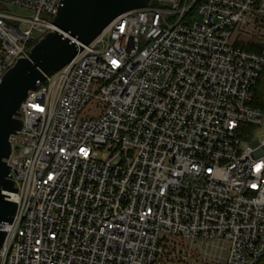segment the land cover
<instances>
[{"label": "built area", "instance_id": "2783aa9c", "mask_svg": "<svg viewBox=\"0 0 264 264\" xmlns=\"http://www.w3.org/2000/svg\"><path fill=\"white\" fill-rule=\"evenodd\" d=\"M61 3L0 0V83ZM250 25L264 0H153L77 42L20 107L0 264H264V48L236 43Z\"/></svg>", "mask_w": 264, "mask_h": 264}, {"label": "water", "instance_id": "95a60500", "mask_svg": "<svg viewBox=\"0 0 264 264\" xmlns=\"http://www.w3.org/2000/svg\"><path fill=\"white\" fill-rule=\"evenodd\" d=\"M153 0H62L50 30L31 48L29 57L19 58L0 83V249L12 223L18 203L5 191L17 192L9 177L7 160L12 154L11 136L23 128L19 110L29 91L38 89L50 75L73 61L78 53L77 42L89 44L119 15L149 7Z\"/></svg>", "mask_w": 264, "mask_h": 264}, {"label": "rangeland", "instance_id": "374dc122", "mask_svg": "<svg viewBox=\"0 0 264 264\" xmlns=\"http://www.w3.org/2000/svg\"><path fill=\"white\" fill-rule=\"evenodd\" d=\"M1 9L4 10L6 13L23 17H30L32 14L31 10H27L25 8L11 4H2ZM236 43L253 50H262L264 48V25L261 26L260 29H257L256 27L254 28L251 25L242 27L236 37ZM99 111L100 110L97 106V103L93 102L92 104H88L85 107L84 115L88 117L95 116L98 115ZM195 247L196 248H193L199 252V248L197 246ZM200 248L202 253L211 252L210 247L200 246ZM189 261L190 264H201V262L197 258H190Z\"/></svg>", "mask_w": 264, "mask_h": 264}, {"label": "trees", "instance_id": "16d2710c", "mask_svg": "<svg viewBox=\"0 0 264 264\" xmlns=\"http://www.w3.org/2000/svg\"><path fill=\"white\" fill-rule=\"evenodd\" d=\"M253 51L260 52L261 50H253ZM253 105L264 110V70L261 72L260 77L256 83V86L254 87Z\"/></svg>", "mask_w": 264, "mask_h": 264}]
</instances>
